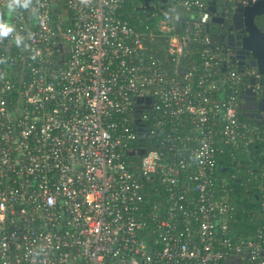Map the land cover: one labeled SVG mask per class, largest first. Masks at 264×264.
<instances>
[{"label":"built area","instance_id":"2783aa9c","mask_svg":"<svg viewBox=\"0 0 264 264\" xmlns=\"http://www.w3.org/2000/svg\"><path fill=\"white\" fill-rule=\"evenodd\" d=\"M129 1L0 0V264H264L218 166L260 74L212 42V0L134 22Z\"/></svg>","mask_w":264,"mask_h":264},{"label":"flooded vegetation","instance_id":"af4514ba","mask_svg":"<svg viewBox=\"0 0 264 264\" xmlns=\"http://www.w3.org/2000/svg\"><path fill=\"white\" fill-rule=\"evenodd\" d=\"M132 0L133 2V13L138 17H147L153 13H157L160 10L165 9L168 4L166 0ZM251 0H246V4ZM215 13L211 14V35L217 41L218 46H220L221 50L225 54V62L227 64H234L240 69L243 73V76H246L247 68H257L250 64V60L252 58L251 54L246 52L245 49L242 48V39L246 35L245 29L241 26L242 21L240 19L237 20L235 25L232 23V15L234 14L235 5L231 3L229 0H216L215 3ZM261 17L264 14L260 15ZM256 16L255 18H257ZM264 30V29H263ZM258 72V70H257ZM260 74V72H258ZM254 80V84L250 83V80ZM248 87H253L254 97L258 100L261 97H264V79L260 74L257 78L253 79L252 77L247 80ZM256 86L259 88L257 89ZM246 87V88H248ZM241 94V93H240ZM239 94V95H240ZM239 98V112L258 123H264V111H260L255 109V102H246L245 106L247 109H242L243 101ZM252 114H256L252 115ZM243 153L240 150L233 152L232 154H225L221 161L218 163L219 166V175L222 180L227 181V185L229 186V194L232 197V200L236 198L239 200L242 198L241 191H237L234 193V188L231 187V183H235L238 187L242 184H246L248 181H244L243 174L248 172L250 165L244 164L237 157V154ZM256 169H253V171ZM251 175V174H250ZM260 186V185H259ZM264 189V187H262ZM236 195V196H235ZM235 196V197H234ZM252 201V199H251ZM236 206V205H235ZM238 207V206H236ZM240 207V206H239ZM238 209V208H237ZM234 264H248L247 262H236Z\"/></svg>","mask_w":264,"mask_h":264},{"label":"trees","instance_id":"16d2710c","mask_svg":"<svg viewBox=\"0 0 264 264\" xmlns=\"http://www.w3.org/2000/svg\"><path fill=\"white\" fill-rule=\"evenodd\" d=\"M170 9V6L167 4L164 10L169 11ZM164 10H160L157 13L149 15L147 21H150L154 16L162 15ZM123 11L126 17H129L128 19L131 22L135 21L134 18H136V15L133 13L132 1H129L124 5ZM145 18L146 17H144V19ZM255 21L261 29H264V16H258L255 18ZM210 37L213 43H217L211 33ZM159 44L161 45L162 43L159 42ZM238 116L242 122L255 127L254 132L250 134V140L247 141L249 143H247L245 146L247 150L241 151L243 153H236L240 161H242L244 164L250 165L248 169L249 171L243 174L244 181H248L246 184H242L239 187L235 183H231V187L235 190L234 193H237L239 190L242 193V198L240 200L239 198L237 200V196L235 195L236 198H234L232 201L236 206H238L236 213L237 220L239 221V224L242 228L245 227L246 230H243V232L244 234H247L249 229H254L259 223L263 221L262 217L264 216L260 214L262 210L261 203L264 202V189H262V187H264V141L262 140L264 135V123L262 124L253 121L243 116L240 112H238ZM138 144H141L147 148L149 147L147 138L138 142ZM253 169L256 170L253 171Z\"/></svg>","mask_w":264,"mask_h":264},{"label":"water","instance_id":"95a60500","mask_svg":"<svg viewBox=\"0 0 264 264\" xmlns=\"http://www.w3.org/2000/svg\"><path fill=\"white\" fill-rule=\"evenodd\" d=\"M163 2H165L163 0ZM215 3L216 0L211 1L210 11L215 13ZM264 14V0H251L249 3L246 4L241 1H238L235 6L234 14L232 15V23L233 26L237 22L238 19L242 21L240 27L245 29L246 35L242 39V48L246 50V52L250 53L252 58L250 60V64L255 66L263 76L264 79V30L261 29L256 21L255 17ZM142 60V59H141ZM225 65V63H224ZM225 68L223 67V70ZM251 84H254V80H250ZM253 87L245 88L239 97L242 99V109H247L245 106L246 102H255L256 107L260 111H264V97L259 98L258 100L253 96L254 91L252 90ZM146 101L149 102L150 98H146ZM257 116L256 114H252ZM144 133L142 130L139 129L138 137L142 138ZM145 149L137 148L128 150V154H143Z\"/></svg>","mask_w":264,"mask_h":264},{"label":"clouds","instance_id":"9594fccd","mask_svg":"<svg viewBox=\"0 0 264 264\" xmlns=\"http://www.w3.org/2000/svg\"><path fill=\"white\" fill-rule=\"evenodd\" d=\"M32 0H7V10L9 13H13L18 9H30ZM16 32L15 27L4 19L3 15H0V41L4 38L12 36ZM21 36L17 33L15 35V42L19 46Z\"/></svg>","mask_w":264,"mask_h":264}]
</instances>
